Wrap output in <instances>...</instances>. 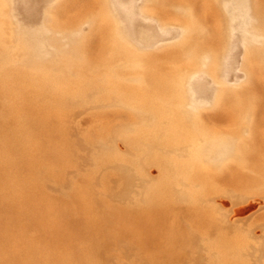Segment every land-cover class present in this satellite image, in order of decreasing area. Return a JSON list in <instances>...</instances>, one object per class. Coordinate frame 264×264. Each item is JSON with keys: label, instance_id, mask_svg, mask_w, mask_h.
<instances>
[{"label": "bare ground", "instance_id": "bare-ground-1", "mask_svg": "<svg viewBox=\"0 0 264 264\" xmlns=\"http://www.w3.org/2000/svg\"><path fill=\"white\" fill-rule=\"evenodd\" d=\"M80 1L0 0V264H106L111 249L167 264L158 253L177 248L192 257L175 264H264L254 222L231 223L214 199L264 195V0H232L230 13L145 0L141 18L178 24V42L154 51L133 45L155 32L137 30L131 2ZM235 29L244 78L229 89ZM201 66L220 86L211 113L191 114Z\"/></svg>", "mask_w": 264, "mask_h": 264}, {"label": "rangeland", "instance_id": "rangeland-1", "mask_svg": "<svg viewBox=\"0 0 264 264\" xmlns=\"http://www.w3.org/2000/svg\"><path fill=\"white\" fill-rule=\"evenodd\" d=\"M15 2L19 3H23L25 5H28L27 7H32L29 4V0H14ZM52 0H41V6H46L48 4L51 3ZM114 3L116 4L118 0H113ZM121 2H131V7L129 8H125L122 11L126 12V13H132L133 16L137 17V20L139 22L136 23V28L137 30L140 29L142 30H153L154 36L151 38V40L149 42L146 43H140L139 45L133 44L135 48H138L139 50H143V51H154V50H162V49H166L167 47H171L173 45H175L178 42V38H179V33L176 31L178 24L174 21H172V23L170 24L169 28L165 31H160L159 30V26L158 24L154 21V19L150 16H143L142 18L139 15V10H140V6L142 7L143 4L145 3V0H120ZM81 4L84 2V0L80 1ZM220 6L223 7V9H227L228 13L232 12L234 10V8H236V4L234 1L232 0H220L219 1ZM204 4L209 6L211 4V0H204ZM225 5V6H224ZM37 9V5L34 7ZM218 8V7H217ZM210 9V8H209ZM208 10V9H207ZM220 11V10H219ZM15 16H18V14H15ZM229 20V19H228ZM220 23L217 24V28L220 29ZM222 27V26H221ZM224 27V26H223ZM235 28H237V26H235ZM234 38L236 41V48L234 50L229 51V54H231L232 56V60L229 63V66L226 70V73H224L222 75V77H220V80L224 79L223 82L221 83L223 87L229 88V89H234L239 83H241V81L244 78V72H243V68L241 66V58L243 55V51H244V47H243V41H242V36L240 35V33L235 29L234 31ZM133 36V35H131ZM135 40L139 39V35L136 34L135 36ZM137 43V42H136ZM138 44V43H137ZM166 47V48H165ZM205 66L203 68V66L195 69L192 72V75L189 77V79H193L194 84H205V87L200 90H198V88L194 89V94H191L187 97H185V106L186 108L191 112V114H193L194 112H204L206 114H209L213 111L214 108V100H215V96H216V91L218 90L219 86H215L211 84V78L209 77V75H207L205 72H207L205 70ZM193 76V77H192ZM211 76V75H210ZM200 102V106L197 105L196 103ZM92 111H102L99 108H94V110ZM227 111V110H226ZM87 115L89 114H83L81 115V117H77L78 119H75L73 121V124H75V122L77 121L78 123L75 125L80 124V126H82L84 123L82 120H85L87 117ZM79 126V125H78ZM119 145L123 148H125L126 144L124 142L119 141ZM75 167H73L72 169H74ZM150 171H151V175L153 177H157L158 175V167L156 165H151L150 167ZM53 183L50 182L49 185H52ZM51 186H45L44 188L47 190H44L46 192H50L53 193L54 190H52L50 188ZM99 187V188H98ZM96 186L97 190L100 191L101 189V193H104L105 190L104 188H100L102 186ZM49 190V191H48ZM103 190V191H102ZM214 199L215 202L217 204H219L225 211H227L228 216L230 218V222L231 223H238V224H245L247 222H254V227L252 228V235H253V241L254 242H260L263 239L264 236V230H263V225H262V220L261 218L264 216V195H258V194H254L251 195L249 197H246L244 200L239 201V202H235L233 201L232 197H230L227 194H216L214 195ZM25 208V207H23ZM22 207L21 212L23 211ZM18 209V211L20 210ZM28 209L25 208L24 212L22 213H27ZM26 211V212H25ZM64 217H61V219L59 218L57 221L61 220L62 222H64ZM67 220V219H66ZM2 221V220H1ZM0 223H3V221ZM52 221L55 220H50L47 221V223H52ZM60 221V222H61ZM131 222H135V220H130ZM108 220H102L100 221V224L104 225L105 227H111L113 224H110L112 222H109ZM187 222L190 224L192 223V220L189 221V219H187ZM108 223V224H106ZM160 232L164 233L169 231V228L162 227L159 228ZM162 230V231H161ZM31 235H34L33 233H31ZM40 236H46V234L41 235ZM38 236V233H37ZM52 236V235H50ZM108 237V233H106V235ZM138 246V244H136ZM140 245V244H139ZM81 246V247H80ZM17 249H19V247H15ZM81 248V249H80ZM84 247H82V245H79V250L81 251ZM85 249V248H84ZM84 253L87 250H84ZM180 250V251H179ZM82 251V252H83ZM124 249L121 251V249L119 250H115V249H111L108 250L105 255L108 258V261L106 262V264H138L140 263L138 260H134V254L135 251L133 249L129 250V252L131 251V255H127L128 252L125 253ZM179 251V252H178ZM120 252V253H119ZM176 252V253H175ZM123 253V254H122ZM172 255H170V254ZM169 253H163L164 256L162 255V253H158V262H162V263H167V264H175L170 262V260H172L174 256H176L178 253L183 257L184 256V260L185 261H190V257H192L191 253L185 252L184 250L181 251V249L177 248L175 251L169 252ZM2 254V253H0ZM162 255V261L159 255ZM175 254V255H174ZM167 255V256H165ZM6 257V258H4ZM164 257L165 258L164 260ZM3 258V259H2ZM170 258V259H169ZM8 259L7 256H4V254H2V256L0 255V260H6ZM160 259V260H159ZM167 259V261H166ZM169 259V260H168ZM203 259H205V261L209 260L208 255L205 253L203 255ZM264 259V258H263ZM9 260V259H8ZM112 262V263H111ZM105 264V263H104ZM156 264V261H155ZM159 264V263H157ZM188 264V262H187Z\"/></svg>", "mask_w": 264, "mask_h": 264}]
</instances>
